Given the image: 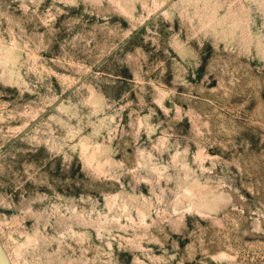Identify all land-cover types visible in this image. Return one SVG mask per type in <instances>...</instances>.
Returning <instances> with one entry per match:
<instances>
[{"label":"rangeland","instance_id":"rangeland-1","mask_svg":"<svg viewBox=\"0 0 264 264\" xmlns=\"http://www.w3.org/2000/svg\"><path fill=\"white\" fill-rule=\"evenodd\" d=\"M0 264H264V0H0Z\"/></svg>","mask_w":264,"mask_h":264}]
</instances>
